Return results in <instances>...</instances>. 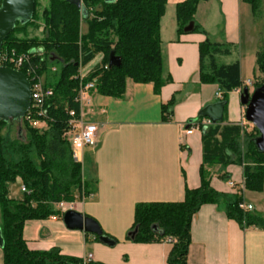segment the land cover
Listing matches in <instances>:
<instances>
[{"label":"trees","instance_id":"trees-1","mask_svg":"<svg viewBox=\"0 0 264 264\" xmlns=\"http://www.w3.org/2000/svg\"><path fill=\"white\" fill-rule=\"evenodd\" d=\"M167 1L82 0L83 8H80L70 0H50L39 15L38 0H35L31 20L17 21L4 40L0 56L12 51L29 55V62L22 71L34 83L33 75H29L25 68H35L32 73L35 78H44L45 86L54 90V95L44 105L45 115L39 118L40 126L34 127L24 116L21 118L27 130L26 142L23 139L10 140L0 132V228L4 239V264H85L84 259L62 254L59 248L30 250L23 234L25 223L55 215L62 217V212L54 204L74 202L91 192V188H84L83 166L73 161L69 141L70 111H75L79 117L82 107L77 98L82 86L93 82L95 87L91 90L99 95L122 98L128 79L136 83H152L156 94L172 81L160 34ZM206 1L209 0L177 3L178 32L199 30L196 25L191 30L187 28L194 22L199 4ZM244 1L250 2L253 11H257V0ZM40 26H43L41 36L27 34L29 28L37 30ZM233 48L226 41L217 42L209 37L199 45L200 80L219 85L225 110L229 93L244 88L240 62L236 60L227 64L218 60L221 55L231 54ZM112 51L121 58L120 65H109ZM99 53L103 54L101 64L81 76V69ZM52 65L56 66L55 71H51ZM257 70L264 75V47L257 55ZM263 84L264 80L255 88ZM174 103L173 97L162 105V110L167 111ZM9 122L14 121L0 120V130ZM253 128L255 134L246 133L243 124L226 123L225 118L206 127L201 131L203 163L236 162L243 167L244 188L262 192L264 152L256 145L259 130ZM242 139H247L244 150L241 149ZM17 179L26 187L21 199L10 196V184ZM223 197L224 194L211 187L202 166L201 185L187 188L182 201L138 203L127 240L150 243L170 236L175 242H169L172 248L167 264H187L194 214L202 205L218 203ZM241 201L238 195L226 201L227 216L237 220L243 228L264 230V215L255 210L240 209Z\"/></svg>","mask_w":264,"mask_h":264},{"label":"crops","instance_id":"crops-1","mask_svg":"<svg viewBox=\"0 0 264 264\" xmlns=\"http://www.w3.org/2000/svg\"><path fill=\"white\" fill-rule=\"evenodd\" d=\"M242 1H206L210 8L198 18L204 3L201 2L193 22L199 28L196 31L178 32L176 12L166 21L164 14L160 26L162 51L172 81L159 94L154 92L152 83H136L132 79L127 80L122 98L88 92L82 113L86 121L99 128L96 144L84 149L82 164L83 169L86 160L90 165L91 192L71 202L67 210L94 218L115 244L107 245L97 235L69 229L63 215H55L25 223L23 234L30 250L59 248L62 254L81 259L91 254V264H167L172 244L164 238L150 243L127 240L138 203L182 201L187 188L201 185L202 166L216 192L225 198L239 194L244 183L243 167L233 161L204 164L202 132L186 135L184 127L199 119L206 105L221 100L217 96L221 90L218 84L200 80L201 42L209 37L236 47L235 52L233 48L231 54L221 55L218 60L227 64L238 60L243 72L237 54L242 38ZM102 59L103 54H97L81 69L84 75L100 65ZM243 83L244 87L253 85L252 81ZM241 93L239 89L229 93L224 111L226 123L246 121ZM173 97L174 105L162 110V105ZM225 175L230 177L228 184L222 181ZM225 206L221 199L202 205L194 214L187 264H264V230L243 228L227 216ZM0 264H4L1 246Z\"/></svg>","mask_w":264,"mask_h":264},{"label":"water","instance_id":"water-1","mask_svg":"<svg viewBox=\"0 0 264 264\" xmlns=\"http://www.w3.org/2000/svg\"><path fill=\"white\" fill-rule=\"evenodd\" d=\"M78 7L83 8L82 0H70ZM35 0H2L0 5V51L4 40L13 31L16 22L25 23L31 20L35 11ZM193 23L187 28L191 30ZM121 64V58L110 53L109 65ZM32 83L22 71L10 66L0 65V120L16 121L27 112L31 103ZM241 103L245 107L244 118L252 123L260 135L256 138V145L264 152V84L250 90L245 86L241 93ZM225 102L217 101L206 105L200 116L211 119L213 123L223 120ZM203 128L202 131H205ZM63 221L69 229H79L92 233L107 245H114L115 240L105 235L99 223L92 217L84 215L73 209L63 213ZM4 245V239L0 228V246Z\"/></svg>","mask_w":264,"mask_h":264},{"label":"rangeland","instance_id":"rangeland-1","mask_svg":"<svg viewBox=\"0 0 264 264\" xmlns=\"http://www.w3.org/2000/svg\"><path fill=\"white\" fill-rule=\"evenodd\" d=\"M50 0H38V14L41 15V11L43 8L49 5ZM176 3L177 1L168 0L167 1V12L164 18V21L169 19L171 16H175L176 12ZM258 8L257 11L254 12L252 9V4L248 1H242L241 3V44L237 47V54L243 63V72L241 73V78L244 82L252 81V84H248L250 90L255 88V85L264 80V75L257 70V55L258 52L262 50L264 47V0H257ZM211 4H206L205 2L201 4V8L198 12V18L203 17L205 15L206 9L210 8ZM41 22V21H40ZM43 26H40L39 29H35L34 27L29 28L28 33L30 36H41ZM83 30L85 31V26H83ZM236 47L234 48L235 52ZM241 56V57H240ZM93 60V59H92ZM92 60L90 62H92ZM89 62V63H90ZM56 66L52 65L51 71H55ZM42 82L44 83V78H42ZM241 90V89H239ZM222 91V90H220ZM222 96V94H221ZM243 127L246 130V133H254V125L247 120L243 123ZM2 134H4L10 140L23 139L25 142L27 141V130L24 126V122L22 119L16 120L14 122H9L4 125L0 130ZM255 134V133H254ZM242 139L241 149H245V141L247 139ZM89 162L86 160L84 164V169L82 172L84 188H91V180L89 178ZM230 177L225 175L222 181L225 184H228ZM245 203H251L254 206V210L256 212H260L264 215V190L262 192H254L247 189H244L243 192L237 194ZM10 196L15 199H21L23 197L22 183L20 179L12 182L10 184ZM236 195L228 194L226 198H222V202L233 200ZM65 202L66 201H62ZM60 203V202H59ZM58 203L54 204L56 209H59ZM1 223V216H0Z\"/></svg>","mask_w":264,"mask_h":264},{"label":"built area","instance_id":"built-area-1","mask_svg":"<svg viewBox=\"0 0 264 264\" xmlns=\"http://www.w3.org/2000/svg\"><path fill=\"white\" fill-rule=\"evenodd\" d=\"M1 1L2 0H0V5H1ZM0 62H1L0 65L10 66L12 68L22 71V68H24L26 63L29 62V55L16 54L14 51H12L11 53L6 52L0 56ZM7 63H9L10 65H8ZM25 70L29 75H33L34 83L31 82L32 83L31 103L29 109L24 115V119L32 126L38 127L41 125L39 118L45 115L44 105L46 101L54 95V90L51 87L45 86V84L42 82V77L35 78L34 74H32L36 70L35 68L26 67ZM80 73L81 76H84V72L82 70ZM94 87L95 84L93 82H89L81 87L79 96L77 98V100L81 104V107L86 101L88 92ZM240 91H242V89ZM217 96L221 97L220 91H218ZM70 115L72 116V119L70 122L71 127L69 131L70 132L69 141H70L72 159L76 163L83 164L84 149L87 147H92L96 144L99 128L96 123L85 120L84 115L82 113V108L79 117H77V113L73 110L70 111ZM212 124L213 122L209 118L206 117L199 118L197 120L188 123L187 126L184 127V131L186 135H189L192 134L194 131H202L203 128H206ZM230 185L232 187H235V184L232 181L230 182ZM244 189L245 188L243 185L239 193L243 192ZM22 190L23 192L26 191V187L23 184H22ZM70 204L71 202H66V203L60 202L57 205L59 207V210L63 214L67 210V207L71 206ZM239 207L244 211L254 210V206L251 203H245L244 200H242L239 203ZM164 239L167 242H175V240L170 236H166ZM90 261H92L91 254L87 255L84 258L85 264Z\"/></svg>","mask_w":264,"mask_h":264}]
</instances>
